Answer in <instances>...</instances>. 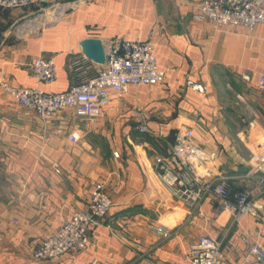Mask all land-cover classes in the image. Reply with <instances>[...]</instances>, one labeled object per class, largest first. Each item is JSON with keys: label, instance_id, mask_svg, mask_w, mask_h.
I'll return each mask as SVG.
<instances>
[{"label": "crops", "instance_id": "1", "mask_svg": "<svg viewBox=\"0 0 264 264\" xmlns=\"http://www.w3.org/2000/svg\"><path fill=\"white\" fill-rule=\"evenodd\" d=\"M200 2L52 0L43 14L51 20L32 28H17L23 18L0 8V264H190L191 246L206 235L222 243L223 264H244V234L264 248V211L234 222L226 207L232 194H209L185 222L186 208L155 171V158L171 152L178 130L192 127L203 172L229 177L235 191H250L264 206V184L251 176L264 150V24L213 30L193 18ZM118 36L152 41L166 71L161 84L130 86L123 108L113 96L102 116L81 118L68 109L42 120L3 90V74L13 87H35L32 65L43 57L53 59L58 77L42 88L64 92L81 79L72 65L84 59L80 42L98 38L106 47ZM136 109L146 133L137 129ZM100 181L114 204L90 228L88 248L56 262L34 259L43 239L87 209ZM158 226L172 236L157 234Z\"/></svg>", "mask_w": 264, "mask_h": 264}, {"label": "built area", "instance_id": "2", "mask_svg": "<svg viewBox=\"0 0 264 264\" xmlns=\"http://www.w3.org/2000/svg\"><path fill=\"white\" fill-rule=\"evenodd\" d=\"M52 0H0V8L18 10L32 5H49ZM76 0H65L67 4ZM193 18L208 22L213 30L225 27H241L247 31L264 24V0H201ZM106 62L98 65L85 59H76L73 69L81 79L64 92H49L43 86H51L57 81V70L52 58H37L32 65V76L36 86L31 88L13 87L5 75L2 76L3 90L16 105L34 112L40 119L49 120L64 110H73L81 118L102 116L109 107L113 96L123 108V97L130 86L157 85L164 82L166 71L160 69L152 41L139 38H113L105 47ZM89 73H91L90 76ZM191 89L204 93L205 86L192 80L187 81ZM258 87L264 91V73L260 75ZM137 129L140 133L148 132L146 117L140 109L134 111ZM72 143L79 141V136H69ZM119 157L117 152L114 153ZM205 155L194 141V129L182 126L175 137L169 154L155 158V171L169 191L170 195L186 208L185 222L191 221L207 195L213 194L231 200L226 207L239 221L243 216L264 211L248 190L235 191L229 177H212L201 169ZM57 172H59L57 170ZM253 176L258 183L264 184V150L255 156ZM113 199L106 191L105 183L94 184L90 193L88 207L75 211L63 221L59 229L47 236L35 249L36 260L59 261L64 255L86 250L90 244L89 230L103 219L113 206ZM163 238L172 236L170 230L163 227L153 229ZM241 241L247 246L244 264H264V248L258 240H250L246 234ZM190 264H223L225 254L222 243L206 235L191 246Z\"/></svg>", "mask_w": 264, "mask_h": 264}, {"label": "rangeland", "instance_id": "3", "mask_svg": "<svg viewBox=\"0 0 264 264\" xmlns=\"http://www.w3.org/2000/svg\"><path fill=\"white\" fill-rule=\"evenodd\" d=\"M49 11L47 9V5L41 4V5H32L28 6L26 8L15 10L18 18H23L18 21L16 27L17 28H24V27H34V23H39L42 25H45L48 23L51 19L50 17H43V14Z\"/></svg>", "mask_w": 264, "mask_h": 264}, {"label": "water", "instance_id": "4", "mask_svg": "<svg viewBox=\"0 0 264 264\" xmlns=\"http://www.w3.org/2000/svg\"><path fill=\"white\" fill-rule=\"evenodd\" d=\"M79 46L84 59L98 65L105 64L106 54L102 40L98 38H86L80 42Z\"/></svg>", "mask_w": 264, "mask_h": 264}]
</instances>
